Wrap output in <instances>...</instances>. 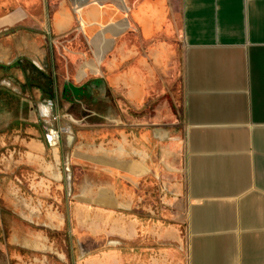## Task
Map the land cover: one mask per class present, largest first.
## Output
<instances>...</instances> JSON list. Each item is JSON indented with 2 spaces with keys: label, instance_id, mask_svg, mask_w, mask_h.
<instances>
[{
  "label": "crops",
  "instance_id": "1",
  "mask_svg": "<svg viewBox=\"0 0 264 264\" xmlns=\"http://www.w3.org/2000/svg\"><path fill=\"white\" fill-rule=\"evenodd\" d=\"M18 29L26 31L20 48L37 55L42 35L56 49L81 41L92 61L81 67L69 50L66 71L115 88L132 109L92 112L86 117L101 120L86 122L79 144L69 141L83 172L65 213L57 204L63 147L23 128L4 138L0 227L17 247L11 262L53 264L44 231L71 220L80 264H264V0H0V34ZM178 63L182 131L174 136L164 97ZM152 101L160 105L147 113Z\"/></svg>",
  "mask_w": 264,
  "mask_h": 264
},
{
  "label": "rangeland",
  "instance_id": "2",
  "mask_svg": "<svg viewBox=\"0 0 264 264\" xmlns=\"http://www.w3.org/2000/svg\"><path fill=\"white\" fill-rule=\"evenodd\" d=\"M21 32H26L25 30L18 29L16 31H11L9 34L0 36V43L10 45L11 49L9 50H15L17 47H19V37L17 38V35H20ZM30 35L37 36V33L35 31H30ZM42 43L45 47V49H39V52L41 51L42 57L45 61L50 62V49L48 42L46 43L44 36L42 35ZM47 39V37H46ZM80 49H55L53 52V58L56 61L57 67H56V73L58 78V85H59V93H61L63 80L67 78V72L70 76L71 80H75L74 77V69H69V71H66V68H68L67 60H69L72 55L70 56L69 52L73 50L77 56L74 57V59H79L78 62L80 64H84L85 61H92L91 53L89 49H86V46L79 41ZM2 50V49H0ZM27 50V49H26ZM33 49H29L25 53V57H27L30 61V69L28 71L29 77H32V75L37 76L38 75V69H40L39 64L37 63L38 56L34 52H32ZM70 50V51H69ZM80 55L78 56V54ZM84 54V55H83ZM87 56H86V55ZM52 56V54H51ZM86 56V57H85ZM12 58L10 61H4L2 63H10L15 58L18 57L17 53L15 51L12 52ZM86 59V60H85ZM85 60V61H84ZM70 61V60H69ZM51 63V62H50ZM70 67V66H69ZM8 74V75H7ZM104 77L106 76V73H103ZM15 78L19 79H25V76L23 73L18 69H12L11 71H4L0 69V85L4 87V91L7 92L8 97H13L11 107L4 104L3 111L0 112V157H4L7 150V145L3 142L4 138L6 136L12 138L16 137L18 133L21 131L22 128L17 127V121L22 122L23 120H32L33 119V113L30 110V107L24 106L22 104V99L29 98L30 94L23 93L20 86L16 83ZM75 82V81H74ZM77 83V82H76ZM82 82H78V84H81ZM97 88L92 90V96L87 95V97H83L81 100H76L74 102H70L67 100H63L59 102V111L55 110V112L48 117H45L43 121V127L46 131V133L50 134V130H58L60 133L59 141L56 143V145H60L63 147L64 154H65V163L68 166L69 161V154L71 151V148L68 147L69 141L73 140V144H79L84 139L85 130L83 129L86 125L87 121H97L101 120V118L97 116H93L92 118L86 117L87 115H90L92 112L96 113H107L109 110L115 112V111H131V107L128 103H126L121 96H119V92L112 88L110 90H106L102 86H95ZM12 91V93L10 92ZM168 92L170 94V97L166 95L165 98H169V106L167 109L170 108V114L171 117L168 120V122H171L172 124V130L174 132V136L181 135L182 131V80H181V66L178 63V71L175 75V78L173 80V83L168 88ZM17 93L21 95L20 97H16L15 94ZM36 93V92H35ZM34 93V94H35ZM23 97V98H22ZM160 98H163L160 96ZM21 99V100H20ZM163 99V100H164ZM162 100V99H161ZM160 104L155 102H150L146 107L143 109L147 111H152L153 109H156ZM39 110L41 109L40 103H38ZM55 109V108H54ZM29 112V114H28ZM59 112V113H58ZM124 120L127 122L128 118H124ZM112 132V131H111ZM180 141V140H179ZM181 145V144H180ZM74 146V145H73ZM72 146V147H73ZM5 151V152H4ZM181 155V154H180ZM183 155V154H182ZM2 162V161H1ZM0 162V175L1 178H4V169L3 165ZM180 169L177 171V178H175V181L178 179V182L184 181L185 173H184V166H183V158L180 159ZM72 173H75L78 177L83 172L82 167H71ZM184 190H182V193ZM158 193H159V187H158ZM180 198V197H179ZM182 198V197H181ZM1 206H4L3 199L0 198ZM0 213V223H5V211L1 208ZM180 212V207L179 210ZM180 216V213L179 215ZM179 223V222H178ZM177 225L178 230L183 233L184 227L180 223ZM45 234L49 238V248H47L45 255L49 256L50 263L53 264H80L79 259L83 257L84 253V246L79 239V235H71V230L66 226L62 229H45ZM10 236V233L8 230H6L3 226L0 227V264H16L14 262L10 261V258L8 257V253L11 252L12 248L17 247H10L7 245L8 238ZM83 240V239H82ZM33 260L30 258V260L27 261V264H30Z\"/></svg>",
  "mask_w": 264,
  "mask_h": 264
},
{
  "label": "flooded vegetation",
  "instance_id": "3",
  "mask_svg": "<svg viewBox=\"0 0 264 264\" xmlns=\"http://www.w3.org/2000/svg\"><path fill=\"white\" fill-rule=\"evenodd\" d=\"M11 31L3 32L0 34V36L9 34ZM45 38V37H44ZM46 43L49 44L50 49V58L51 63L47 62L43 59L42 54L37 55V63L39 64L38 69L39 73L37 76L32 75V77H29L28 71L30 69V61L23 53L28 51L29 49H21L20 46L17 47L15 50H9L6 55H3V53L0 52V69L4 71H11L12 69H18L20 70L23 75L25 76V79H19L15 78L16 83L20 86L23 93L30 94L29 98H23L22 104L24 106L30 107V110L33 113V119L32 120H23L22 122L17 121V127L23 128L26 130H35L38 131L40 134V138L45 142L48 147H52L53 145H56L55 142H53L52 137L49 133H46L44 127H43V121L45 117L51 116L55 110L59 111V102L60 100H67L70 102H74L76 100H81L83 97H87L86 94L92 96L89 91L93 90L97 87V85L90 83V81L82 82L81 84H78V80L75 76V82L68 78L67 80H63L62 90L61 93H59V85H58V78L56 73V61L53 58V52L55 51V40L53 37L50 36L45 38ZM15 51L18 55L17 58H15L10 63H2L4 61H10L12 58V52ZM52 54V56H51ZM80 53L78 54V56ZM84 55V54H83ZM86 55V54H85ZM87 56V55H86ZM85 56V57H86ZM74 59V58H73ZM86 60V59H85ZM84 60V61H85ZM91 61H85L84 64H90ZM81 64V67L84 65ZM41 70H43V73H41ZM8 75V74H7ZM82 76V74H81ZM77 82V83H76ZM4 87L0 85V112L3 111L4 104L11 107L13 97H8V93L5 92ZM12 93V91H10ZM36 92V93H35ZM35 93V94H34ZM15 94L16 97H20L21 95L17 93ZM21 100V99H20ZM50 101H53L52 104H50ZM38 103L41 105V109L38 108ZM55 108V109H54ZM59 113V112H58ZM29 114V112H28ZM72 151V150H71ZM5 152V151H4ZM72 154V152H71ZM3 160L2 157H0V162ZM65 163V154L63 153V157L61 159V162L59 163V184H58V190L60 192V198L58 199V206L62 210V213H65V207L67 204L68 196L72 195V188H75V185L77 184L79 178H81V175L78 177L75 173H72V168L75 167L73 160L69 159L68 166ZM5 180L0 177V197L4 200L5 199ZM0 207L3 208L2 210H6V203H4V206ZM68 227L69 230H71V235H76V232L74 230V226L70 221L66 220V223L63 225L62 228Z\"/></svg>",
  "mask_w": 264,
  "mask_h": 264
},
{
  "label": "built area",
  "instance_id": "4",
  "mask_svg": "<svg viewBox=\"0 0 264 264\" xmlns=\"http://www.w3.org/2000/svg\"><path fill=\"white\" fill-rule=\"evenodd\" d=\"M53 101H50V104H52ZM50 136L53 139V142L57 143L59 141L60 133L58 130H50Z\"/></svg>",
  "mask_w": 264,
  "mask_h": 264
},
{
  "label": "water",
  "instance_id": "5",
  "mask_svg": "<svg viewBox=\"0 0 264 264\" xmlns=\"http://www.w3.org/2000/svg\"><path fill=\"white\" fill-rule=\"evenodd\" d=\"M41 73H43V70H41Z\"/></svg>",
  "mask_w": 264,
  "mask_h": 264
}]
</instances>
